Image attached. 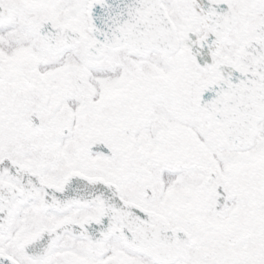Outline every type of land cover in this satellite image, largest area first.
<instances>
[{"label": "snow or ice", "instance_id": "snow-or-ice-1", "mask_svg": "<svg viewBox=\"0 0 264 264\" xmlns=\"http://www.w3.org/2000/svg\"><path fill=\"white\" fill-rule=\"evenodd\" d=\"M0 264H264V0H0Z\"/></svg>", "mask_w": 264, "mask_h": 264}]
</instances>
